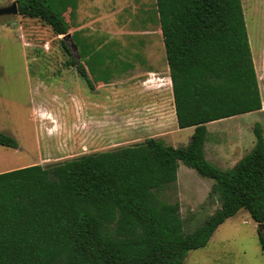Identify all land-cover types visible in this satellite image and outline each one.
Masks as SVG:
<instances>
[{
    "label": "trees",
    "instance_id": "1",
    "mask_svg": "<svg viewBox=\"0 0 264 264\" xmlns=\"http://www.w3.org/2000/svg\"><path fill=\"white\" fill-rule=\"evenodd\" d=\"M15 1L18 14L39 18L55 35L68 33L64 14L71 17L78 5V0ZM154 1L176 123L194 127L188 143L173 146L147 137L0 171V264H182L189 250L205 246L216 227L241 209L260 224L256 230L264 254L260 125L253 126L251 149L228 169L210 163L203 149L207 122L261 108L242 2ZM79 54L88 52L83 48ZM92 63L66 61L90 87ZM0 145L18 146L2 131ZM178 161L213 180L209 197L218 202L187 232L178 199L160 196L174 185Z\"/></svg>",
    "mask_w": 264,
    "mask_h": 264
},
{
    "label": "rangeland",
    "instance_id": "2",
    "mask_svg": "<svg viewBox=\"0 0 264 264\" xmlns=\"http://www.w3.org/2000/svg\"><path fill=\"white\" fill-rule=\"evenodd\" d=\"M11 1L0 0V6ZM241 2L249 45L256 58L255 50L263 43L264 0ZM64 15L70 22V38L63 39L64 43L61 35H55L39 18L0 16V131L12 135L18 145H0V170L32 163L46 165L124 146L114 138L118 94L125 89L133 93L150 78L147 88H152L154 75L149 71L161 68L165 60L154 0H79L73 15ZM72 33H76L77 43ZM83 48L88 52L85 57L79 54ZM70 57L76 63L93 61V73L89 74L93 87L75 65L66 64ZM106 77L107 83L95 81ZM259 83L264 91L261 79ZM105 100L109 106L102 109ZM255 115L249 112L219 119L209 128L217 127L216 138H221L226 148L238 126L246 137L255 139ZM78 126H91L93 136L84 128L76 134ZM103 126H110V141L105 143L99 132ZM190 130L183 131L184 144ZM177 174L179 185L175 181L160 196L178 199L187 232L211 214L218 202L203 194L207 184L202 183L212 179L183 163ZM256 229L257 223L241 209L216 227L205 246L189 250L182 264H264Z\"/></svg>",
    "mask_w": 264,
    "mask_h": 264
},
{
    "label": "crops",
    "instance_id": "3",
    "mask_svg": "<svg viewBox=\"0 0 264 264\" xmlns=\"http://www.w3.org/2000/svg\"><path fill=\"white\" fill-rule=\"evenodd\" d=\"M251 49L252 48H250L252 55L253 53ZM255 52L256 58L254 53L252 55V59L261 96V108L251 112L256 114L254 120L260 125L264 138V91L263 89H261V85L259 83V79H261L264 85V26L263 43L261 45V48L258 51L255 50ZM149 73H152V75H154L152 88H147V83L149 81H152V79L150 78L143 81L144 83H146V85L144 84V86H141L139 90H134L133 93L126 89L119 92L118 126L116 132L117 134L114 138H116L118 141H121L119 143H123L124 145L131 144L132 141L140 142L147 137H154L161 138L166 143L173 146H184L188 143L187 142L186 144H184L181 141L183 140L182 137L185 138V135L183 134L184 129L191 128V135L194 127L190 126L179 128L177 126L172 97L171 80L166 59L161 65V68L155 67V69L149 71ZM106 80L107 77L104 81L100 79H97L95 81H97L99 84H104L107 83ZM106 100L103 101L102 109L108 108L109 106V103ZM92 106L94 107V105ZM214 123H216V120L206 123V136L203 145L204 155L205 158L213 165L222 169H228L232 167L247 151L251 149L255 139H253L252 136L246 137L247 135L245 131H243L240 126H238L239 129L236 130L235 138L229 142L226 148H224L222 146V144H224V142H222V139L216 138L219 133V131L216 130L217 127H214L212 130L209 128L211 127L210 125ZM78 128L74 129V131H77L76 134H78V131L80 129L82 130L84 128L86 130L88 129L87 132L90 133L91 137L93 136L94 132L92 131H94V129H92L91 126H89V128L88 126H78ZM99 132L101 133L102 141H104V143L106 141H110V126H103V128H101ZM212 135H214V138H212ZM82 137L83 135L80 138ZM77 139H79V136L76 138V141ZM248 142L249 145H247ZM181 163L183 162L178 161L177 172L181 167ZM8 169H3L0 171ZM200 179L203 180V178ZM176 183L177 185H179L178 174ZM212 183L213 180L212 182L205 180L202 183V185L205 184V186L207 184V188L204 189L203 194L207 195V198L209 200H211L209 195L211 194ZM202 185L201 188H203Z\"/></svg>",
    "mask_w": 264,
    "mask_h": 264
},
{
    "label": "water",
    "instance_id": "4",
    "mask_svg": "<svg viewBox=\"0 0 264 264\" xmlns=\"http://www.w3.org/2000/svg\"><path fill=\"white\" fill-rule=\"evenodd\" d=\"M10 14H18L17 3L15 0L11 1V3L8 5L0 6V16ZM60 37L64 40L69 39L70 33L68 32L66 34H62ZM257 226H260V224L257 223Z\"/></svg>",
    "mask_w": 264,
    "mask_h": 264
}]
</instances>
